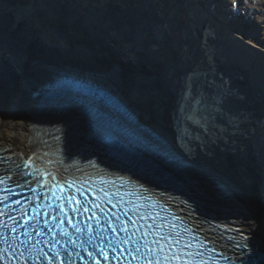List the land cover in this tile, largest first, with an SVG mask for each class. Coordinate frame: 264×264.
Masks as SVG:
<instances>
[{
	"label": "bare ground",
	"instance_id": "obj_1",
	"mask_svg": "<svg viewBox=\"0 0 264 264\" xmlns=\"http://www.w3.org/2000/svg\"><path fill=\"white\" fill-rule=\"evenodd\" d=\"M144 1L147 0H142L143 5ZM179 1L181 3L159 0L158 8H166L165 2L181 4V7L185 6L181 11L186 22L180 23L181 18L170 20L163 17L162 24L157 23L155 28L151 24L155 15L160 13H141L140 7L126 5L129 2L134 4V0H121L126 4L124 8L119 7L117 13L108 11L110 4H106L100 13L95 12L100 10L95 0L90 1L92 6L83 0L81 5L84 7H77L79 0H0V147L8 151L11 149L9 153L14 156L21 152L26 159L34 153L39 156L37 148L44 157L48 151L57 149L67 153L66 150L74 148L71 145L78 141L76 127L71 125L68 131L63 119L67 106L59 104L65 110L58 116L55 114L53 118L56 119L51 123L52 129L61 130L66 139L63 145L53 150L41 142L45 138L49 140L52 135L46 132L45 136L42 134L38 120L34 118L33 106L37 104V111L34 112L40 117L43 107L36 102L37 98L41 99L43 105L47 103L48 91L54 94L49 87L64 80L66 76L63 74L71 73L81 78L86 75L127 105L133 117L132 127L139 125L157 129L166 139L172 140L176 155L186 162L180 165L183 169L191 171V163L197 164L201 169L198 173L205 175L201 179L211 182L209 185H200L201 188H212L217 194L224 192L225 196L231 198L232 204L241 207L237 217L240 221L239 234H248L264 250V136L255 139L259 134L257 132L261 128L264 130V116L261 115L264 112V39L260 38L263 45L258 48L253 38L254 32L234 26L226 5L224 8L218 7L219 1L223 4L224 0H212L210 4L200 1V6L201 2L209 5L204 8L207 14L214 16L215 11L226 14L214 16L215 24L207 27L208 48H202L203 42L196 35H191L193 26L196 28L192 24L196 17L193 20L189 15V12L198 8V3L195 0ZM170 13L167 14L174 18ZM197 14L202 23L205 22L204 12L199 11ZM182 28L185 36H190L185 38L188 41L185 44L190 50L191 44L197 45L200 55L193 49L181 61L178 54L184 56L179 52ZM133 32L135 37L131 36ZM141 36H150L153 41L140 42ZM149 46L151 50L146 48ZM128 52L133 55H127ZM155 53L161 60L153 55ZM219 56L224 58L221 64L228 61L236 68L233 66V70L227 71L222 67L215 74L216 80H222V85H226L227 81L237 84V93L244 92V99L249 101L245 104L252 107L255 114L251 116L254 125L250 127L244 124V115L233 113L237 107L234 101L225 102L224 112L222 109L218 111L227 113L229 136L216 137L213 143L218 145V152H215L206 145L208 131H205V123L211 120L207 105L220 100L213 88L208 87L212 81L211 74L214 73L213 66L221 65ZM202 61L206 68L201 65ZM188 66L193 69L187 71ZM164 72L169 75L165 76ZM219 74H224V78H219ZM57 86L59 89V84L55 89ZM68 104L79 106L84 103L73 100L68 101ZM242 126L245 133L241 130ZM241 133L243 140L235 144V135ZM139 138L135 133L132 143L137 144ZM31 142L36 145L33 146ZM148 162L149 157L145 162L140 161L144 169L150 170L151 163ZM1 167L7 166L4 164ZM120 179L123 180V177ZM223 223H231V220L225 219ZM215 231L212 230L213 233ZM222 233L218 238L224 244L225 236ZM232 235L239 236L237 233Z\"/></svg>",
	"mask_w": 264,
	"mask_h": 264
},
{
	"label": "rangeland",
	"instance_id": "obj_2",
	"mask_svg": "<svg viewBox=\"0 0 264 264\" xmlns=\"http://www.w3.org/2000/svg\"><path fill=\"white\" fill-rule=\"evenodd\" d=\"M209 1L211 2V0H209ZM224 2H225V4H224ZM224 2L222 4L221 1H219V3H218L219 6L218 7L224 8L225 5H226V7L230 10L229 15L233 19L232 21H233V25L234 26H236L238 28H241V29H244V31H246V32L247 31L254 32V37L253 38L257 42L256 43V47L260 48L261 45H263V44L259 40H260V38L264 39V35H263L264 34V22H262V21H264V0H224ZM226 3H228V4H226ZM16 5H18V3H16ZM201 6L203 8H206L209 5H203L202 2H201ZM225 10H226V8H225ZM36 13H37V11H36ZM219 14H222L223 16H226V14L223 13L222 11H220V12L217 11V13L215 11V15L214 16L216 17ZM39 19H41V17ZM255 21L256 22L258 21V23L259 22H261V23H259V25H257L258 23L255 24ZM253 29H255V30H253ZM150 30L155 31L154 28H150ZM153 33H155V32H153ZM134 34L135 33L133 32V34L131 36L135 37ZM228 38H230V37H228ZM232 41H233V39H232ZM225 42H224V44H225ZM254 43H253V45L255 46ZM228 47L232 48L231 45H228ZM131 48H132V46H131ZM146 48L147 49L149 48L151 50L150 46L146 47ZM262 49L264 50V48H262ZM152 51L155 52L154 49H152ZM133 53H134V55L135 54L139 55L138 52H133ZM229 53H228V55H229ZM126 54L130 55V56L133 55L132 53L129 54V52L126 53ZM153 55L155 57H158V58L160 57L156 53L153 54ZM251 56H255V55L251 54ZM251 59H254V58L251 57ZM160 60H161V57H160ZM216 66H213V68H212L214 73L211 74L212 75V78H211L212 81L209 82L208 87H210V88L213 87V90H214L215 94L218 95L220 100L218 102L210 103V105L208 104L207 105L208 107H206V110H208L207 113H209L210 116H211V120H210V122L206 120L205 124L207 125V127H206L205 131H208V135H207L208 140L206 142V145L208 144L210 149L214 150L215 152H218L217 151L218 150L217 149L218 145L213 143L217 139L216 137H218L220 135L229 136V133H228L229 129L227 127L228 125L226 124V122H227V119H226L227 113H223L224 112L223 110L225 109V107H223L225 105V102L234 101V103L237 105V107H236V110L234 109L233 110L234 112L233 111L232 112L235 113L238 116L241 115V114H242L241 116L244 115L243 116V119L245 120L244 124H248L250 127H252L254 125L253 117L251 118V116L253 114H255V111H254V109L252 107L248 106V104H245L246 101L248 103H249V101L247 99L246 100L244 99V96L242 95V94H244V92L237 93V91H236L237 84H233V83L229 84L228 81H227V82H225L226 85H222V82H223L222 80L221 81L220 80L219 81L216 80L215 74L217 72H219L222 69V67H224V69H226L227 71H231V70H233L232 67L234 65L232 63L228 64V61H225L224 64H221V65L217 66V68H216ZM219 67H221V68H219ZM178 72H179V70L177 71V73ZM164 75L168 76L169 73L168 72H164ZM231 86H232V88H230ZM236 95H237V98H235ZM252 101H253V99L251 100V103H252ZM219 109H222L223 112L222 113L219 112L218 111ZM232 112H230V114H232ZM245 115H247V116H245ZM213 123H215V126H213ZM208 124H211L212 126H210ZM243 127L244 126L241 127V130L243 129L242 131H243V133H245V129ZM210 135H212V136H210ZM235 136H236L235 144H239L241 142L240 139L243 140V137H244L242 133L239 134V135H235ZM207 137H206V139H207ZM187 142H189V140H187ZM191 147L196 148L193 145H191ZM189 154L195 155V153H190V152H189Z\"/></svg>",
	"mask_w": 264,
	"mask_h": 264
},
{
	"label": "water",
	"instance_id": "obj_3",
	"mask_svg": "<svg viewBox=\"0 0 264 264\" xmlns=\"http://www.w3.org/2000/svg\"><path fill=\"white\" fill-rule=\"evenodd\" d=\"M194 25V24H193ZM194 27V26H193ZM194 29V28H193ZM191 30V34L192 35H195L194 34V30ZM186 38V36L185 35H181V39L180 40H184ZM183 51V50H182ZM181 51V52H182ZM184 52V51H183ZM182 52V53H183ZM219 59H220V61L222 62V60L224 59L223 57H221V56H219L218 57ZM63 69V68H62ZM68 74H70V73H65V74H63V75H65V76H67ZM61 77H59V78H57L58 80L60 79ZM62 82H63V80H61ZM61 81H58V82H56V83H54L53 85L54 86H52V87H49L50 89H52L53 90V92H54V94H52V93H50L49 91H48V93H49V101L47 102V103H45L44 105H43V103H42V101H41V99L38 97L37 98V100H36V102L38 101L39 102V106L43 109L42 110V114H40V117L37 115V113H35L36 111H37V104H34V106H33V113H34V118L35 119H37L38 120V125H39V127H40V129L41 130H44V128H45V130H53L52 129V127L51 128H47L44 124H43V122H44V120H50V124L53 122V121H55V119L56 118H52L51 117V115L53 116V115H57L58 116V114L62 111H64L65 109L64 108H61V107H59V104H63L64 106H69V104H68V101H70V100H68L67 99V95L65 94V92L63 91V89H64V86H66L65 84H64V86H63V83L61 82ZM66 83V82H65ZM59 84V89H58V86H57V88L55 89V86L56 85H58ZM49 88H47V89H49ZM188 95H186L185 97H187ZM186 100H187V98H185ZM120 101H121V103H115V114H118V116H116V118L118 117V118H121V120H124V121H126L127 122V125L129 126L130 125V127H131V125L133 124V117H131L130 115H128L129 113H127L126 111L127 110H129V108L127 107V105L121 100V99H119ZM110 104H112L111 102H110ZM110 104H108V107H111V105ZM114 107V106H113ZM121 107L122 108H126L125 110H122L121 109ZM112 108V107H111ZM70 108L68 107L67 108V112H65L64 114H63V119L65 120L68 116H70L71 117V115L72 114H70V110H69ZM48 111V112H43V111ZM35 111V112H34ZM84 111H86V110H84ZM68 119V118H67ZM31 121H32V119H31ZM32 122H34V121H32ZM43 125H44V127H43ZM136 130L138 131V132H141L143 135H146V137H148V139H149V141L151 142V143H155V144H157V145H159L160 147L162 146V147H165V150L167 151L166 153H168V154H170V155H173V156H175V152H176V150H174V145H173V142H172V140H169V139H166L165 137L166 136H164L163 135V133H161V131L160 130H157V129H152V128H144V127H142V126H138L137 128H136ZM131 131H132V128H131ZM264 131V130H263ZM53 132V131H52ZM49 134H52V133H49ZM130 134V133H129ZM44 135V134H43ZM45 136V135H44ZM130 137L132 136V135H129ZM132 138V137H131ZM58 139H53V140H51L52 142H55V141H57ZM166 141V143H165V141ZM44 141H48L47 139H45ZM32 143V142H31ZM145 148V147H144ZM146 148H148V146H146ZM145 153V152H144ZM147 154H148V156H150V157H153L154 158V155H152V154H149L148 152H146ZM183 157V156H182ZM192 168L193 169H196V170H199L200 169V167L197 165V164H192ZM201 175H202V173H201ZM205 176V175H204ZM174 177H179L177 174H174ZM179 179H181V180H183V178H180L179 177ZM209 180V179H208ZM194 184L195 185H198V186H200V184L199 183H197V182H194ZM209 184H211V182H209ZM185 188H187V189H189L187 186H185ZM195 191L196 192H199L201 195H204L205 194V196L204 197H206V195H214V194H217L216 192H214V191H211V190H199V189H197V188H195ZM208 193H206V192ZM222 194V193H221ZM218 195H220V194H217V196ZM225 195H221L220 197L222 198V199H226V200H228V203L230 204V205H228V206H230L229 208L232 210H234V211H240V210H242V209H240L241 207H239V206H235V204H232V202H230V200H231V198L230 197H224ZM207 199H209V197H206ZM200 200H202V201H207V200H204V199H202V198H199ZM189 207H191V204H190V206ZM206 207V206H205ZM223 209H225V208H223ZM238 209H240V210H238ZM224 235H226V236H228V234L226 233V234H224ZM228 237H230V236H228ZM248 241H250L248 244H250L249 246V248H247V247H245V245L243 244V246L244 247H242L241 248V246H240V243L239 244H236L235 245V248H237V251H240V258L239 257H236V260L238 259L239 261H238V263L239 264H264V250L261 248V247H259L258 245H256L255 244V240H248ZM218 247V246H217ZM216 248V247H215ZM217 249H221V248H217ZM222 250V249H221ZM239 253V252H238ZM235 258V257H234ZM241 260V261H240Z\"/></svg>",
	"mask_w": 264,
	"mask_h": 264
},
{
	"label": "snow or ice",
	"instance_id": "obj_4",
	"mask_svg": "<svg viewBox=\"0 0 264 264\" xmlns=\"http://www.w3.org/2000/svg\"><path fill=\"white\" fill-rule=\"evenodd\" d=\"M25 168L29 170L25 171L24 175H30L35 179L40 180L42 184L49 189L47 195H50L51 198L56 201L62 208L66 203L73 204V207L71 209L72 211H79V208L83 207L78 199L73 200V197L70 193L67 195L65 194L66 189H68L69 187L68 184L60 183L55 179L54 176H50L47 170L36 168L33 164L32 158H29L25 161ZM109 203H111V201H109ZM84 210L87 211L88 209L85 208ZM124 230L127 231L126 228ZM145 235H147V233H145ZM160 250H163V245L160 246ZM137 251H139V249H137ZM147 264H152V261H147ZM156 264H159V260H157Z\"/></svg>",
	"mask_w": 264,
	"mask_h": 264
}]
</instances>
